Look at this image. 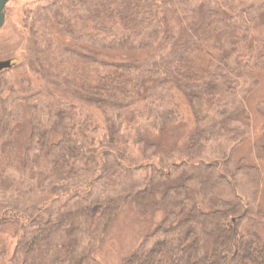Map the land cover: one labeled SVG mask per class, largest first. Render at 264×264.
<instances>
[{
	"label": "rangeland",
	"instance_id": "1",
	"mask_svg": "<svg viewBox=\"0 0 264 264\" xmlns=\"http://www.w3.org/2000/svg\"><path fill=\"white\" fill-rule=\"evenodd\" d=\"M82 2L5 7L0 61L15 65L0 72V129L8 127L0 130V264H22L16 246L49 208L71 212L114 198L109 213L100 208L79 224L76 257L122 264L157 249L168 235L156 231L168 203L185 205L172 186L184 182L188 199L212 204L202 173L219 201L239 198L247 210L238 231L264 242V0H134L135 32L124 29L125 0H108V12L97 2L98 17L96 0L89 10ZM116 68L130 81L103 89L106 103L97 106L89 93L116 78ZM59 143L90 162L67 155L58 173L65 160L50 147ZM58 232L48 264L69 245Z\"/></svg>",
	"mask_w": 264,
	"mask_h": 264
},
{
	"label": "trees",
	"instance_id": "2",
	"mask_svg": "<svg viewBox=\"0 0 264 264\" xmlns=\"http://www.w3.org/2000/svg\"><path fill=\"white\" fill-rule=\"evenodd\" d=\"M82 1L83 5L89 6V10L90 4H93L92 0ZM133 1L125 0L127 16H125L126 26H124V29L129 27L131 31L135 32L140 31L141 27L139 26L140 23L136 20L130 19V12L132 11L130 4L133 3ZM97 2L100 3V7L104 12L110 10L107 4L108 0H96V3L93 5L95 7H91V10L95 9V11H91L93 16H100ZM132 36L134 37L135 34ZM170 65H167L168 74L171 73L174 63ZM113 70V76H116V78L106 77L102 81L100 79L98 88L94 90L95 94L89 93L92 98H96L97 106L101 107L106 103L102 95L105 89L109 91L112 89V86L114 87L118 83L123 84L124 80L130 81L124 69L116 68ZM181 71V75H183V73L185 76L192 75L188 73V71L185 73L184 69ZM86 94H88V91ZM6 128L8 127L5 125L0 130L6 131ZM110 138L108 140L107 137L108 147L114 145V142H112L114 136ZM43 144L44 137L41 145L43 146ZM55 149H58L56 155H61L62 160H65V162H62L60 165V172L57 171L60 174H63L64 171L66 172L69 166V162H67L69 160H66L67 155H69V157L71 156L73 162H77L78 159L81 161L82 159L85 160L84 155L78 148H65L62 147L60 143L57 145L51 144L50 150L52 151ZM90 160L91 156L85 161L89 163ZM54 161L55 163L57 162L56 160ZM208 167H210V165H208ZM162 177L165 178V176ZM198 177L200 186L205 187V191H207L206 198H210L211 200L210 203L212 204L209 205V208L203 209L195 199L187 198L184 182L172 186L169 190H174V192L178 191V197L185 201V205L181 203L180 199H177V202H175L173 206L168 203L167 207L169 208H167V215L163 224L175 223V225L165 229L161 228L162 224L161 227L156 230L157 233H160L163 232L162 229H164V233H168V235H163L165 241H163L157 249L153 248L147 252L142 251V253L134 254L124 260L122 264H264V242L261 237L249 230L243 233L238 231V218H243L247 214V210L244 209L240 199L236 198L234 201H231V203L219 201L213 194L214 186L210 182V175L205 176V174L202 173L199 174ZM137 195L140 196L141 194L139 193ZM119 200L120 199L114 198L106 201V205L99 203L97 206L90 209L79 207L71 212H65L60 208H49L47 210L49 213L46 219H35L33 221V224L36 225V229L33 231L35 235L32 237L26 236L19 241L15 249V252L17 251L18 253H15L14 256L21 257L23 260L22 264H48V249L51 247L49 242L54 234L59 233L58 231H63L64 234L67 235L66 237L69 240V245H67L65 249H62L63 258L58 257V260H56L54 264H87L90 260L88 254H85L82 259L78 258L79 256L76 257V235L78 234L79 224L81 222L92 221L94 214L101 210L100 208L104 209L105 213H109L108 209L110 207L114 208ZM177 205L182 206L183 210L180 209L176 212L175 207ZM180 211L183 212L179 215ZM231 217H236V221H232ZM69 226L71 227L68 228ZM72 227L75 228V231L74 229L72 231ZM188 235H191L190 240H186Z\"/></svg>",
	"mask_w": 264,
	"mask_h": 264
},
{
	"label": "water",
	"instance_id": "3",
	"mask_svg": "<svg viewBox=\"0 0 264 264\" xmlns=\"http://www.w3.org/2000/svg\"><path fill=\"white\" fill-rule=\"evenodd\" d=\"M9 0H0V27L3 24V14H2V9L5 3ZM15 65L14 60H5V61H0V72L9 70Z\"/></svg>",
	"mask_w": 264,
	"mask_h": 264
},
{
	"label": "flooded vegetation",
	"instance_id": "4",
	"mask_svg": "<svg viewBox=\"0 0 264 264\" xmlns=\"http://www.w3.org/2000/svg\"><path fill=\"white\" fill-rule=\"evenodd\" d=\"M11 0H9V1H7L6 3H5V5L3 6V9H2V14H3V24H4V22H5V7H6V5L8 4V2H10ZM3 24H2V26L0 27V29L3 27Z\"/></svg>",
	"mask_w": 264,
	"mask_h": 264
}]
</instances>
